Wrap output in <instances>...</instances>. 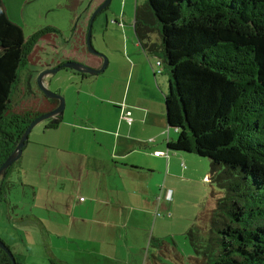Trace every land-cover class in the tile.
<instances>
[{
  "label": "crops",
  "instance_id": "0c3cea01",
  "mask_svg": "<svg viewBox=\"0 0 264 264\" xmlns=\"http://www.w3.org/2000/svg\"><path fill=\"white\" fill-rule=\"evenodd\" d=\"M145 59L121 77L122 68L110 71L113 85H122L120 94L96 77L94 85L76 91L68 115L31 130L16 161L18 181L14 175L9 181L22 194L3 197L18 264H144L146 242L163 245L171 236L176 245V235L185 238L193 227L207 233L221 193L214 192L203 159L168 147L176 139L166 122L168 75L155 58ZM74 60L102 64L85 52ZM76 72L83 80L91 75ZM40 105L39 114L57 101Z\"/></svg>",
  "mask_w": 264,
  "mask_h": 264
},
{
  "label": "trees",
  "instance_id": "16d2710c",
  "mask_svg": "<svg viewBox=\"0 0 264 264\" xmlns=\"http://www.w3.org/2000/svg\"><path fill=\"white\" fill-rule=\"evenodd\" d=\"M133 30L153 54L149 36L160 37L166 122L176 133L168 147L207 158L209 182L221 193L207 233L187 232L194 252L204 264H264V0H146ZM33 45L0 0V134L11 143L0 164L39 115L8 113ZM0 264H11L1 248Z\"/></svg>",
  "mask_w": 264,
  "mask_h": 264
},
{
  "label": "rangeland",
  "instance_id": "374dc122",
  "mask_svg": "<svg viewBox=\"0 0 264 264\" xmlns=\"http://www.w3.org/2000/svg\"><path fill=\"white\" fill-rule=\"evenodd\" d=\"M104 1L2 0L8 18L22 29L26 40L34 42L33 50L27 60L18 67L17 80L12 84L9 95L8 113H20L26 109L33 110L31 113L33 115L38 112L37 108L41 107L40 101L48 100L39 88L37 81L41 71L66 62L67 58H72L70 60L75 61L74 58L80 52L95 56L87 50L85 38L92 12ZM145 3L146 0H110L108 5L96 15L91 27V44L107 59V66L103 72L86 75L83 80L79 73L73 69L61 68L56 73L46 76L47 88L64 98L63 114L68 109L76 91L80 88L86 90L89 86L94 85L96 77H98V82L103 79L102 86L110 83V86L107 87L120 94L122 85L118 86V82L113 85L114 81L110 80L109 73L113 68H122L119 76L121 77L125 68L131 67L141 59L145 61L146 55L155 58L156 61L162 60V52L159 48L160 37L157 31L151 33L148 39L149 43L157 45L154 50L155 54L142 49V46L135 47L134 45L138 42L133 30L134 11L136 7ZM139 55L141 59L138 57ZM58 62L61 63L57 64ZM163 66L165 63L162 62L161 67H157L162 69ZM68 113L66 112L64 115H68ZM47 123H52V118L39 122L34 126V131ZM0 144L1 160L11 143L2 142L0 134ZM203 160L209 167V160L207 158H203ZM15 167L16 161L6 172L3 197L8 195L9 198H13L15 193L22 194L19 184L12 182L14 179L18 181ZM11 177L12 181L9 182ZM213 188L215 193L220 192L214 183ZM209 195H211L210 191ZM22 198L24 199L23 196ZM4 210L3 198L0 203V239L10 248L18 264L21 261V253L12 241L14 238H11L12 235H9L10 232L5 229ZM183 236L176 235L177 241L179 240L176 245L173 244L171 236L167 237L163 245H156L153 242L147 245L146 242L144 248L148 247L142 251L146 257L144 264H203L204 258L194 252L187 234H185V238Z\"/></svg>",
  "mask_w": 264,
  "mask_h": 264
},
{
  "label": "water",
  "instance_id": "95a60500",
  "mask_svg": "<svg viewBox=\"0 0 264 264\" xmlns=\"http://www.w3.org/2000/svg\"><path fill=\"white\" fill-rule=\"evenodd\" d=\"M109 1L110 0H105L101 5H99V7H96V9L92 12L91 17L89 19L88 29H87L86 38H85V44H86L87 50L91 54L101 57L102 64L100 65V67L94 68V67L84 65L80 62L68 60L62 64H59L58 66L54 68H48L40 72V74L38 75V80H37L39 88L41 89V91L43 92L46 98L55 99L57 101V105L52 110H49L44 113H40L39 115H37L35 118H33L29 122V124L24 129L23 133L21 134L19 141L17 145L15 146V148L11 151V153H9V155L0 164V191H1V178L5 176L7 169L22 156L24 146L34 126H36L39 122L45 119H48V118H52V123H58L60 117L63 114L64 106H65L64 98L60 94L49 90L46 86L44 78L48 74L56 73L61 68H71L75 71L86 73V74H91V75L98 74L105 70L107 66V59L101 53H99L93 48L91 44V27H92V23L96 15L98 14V12L104 9L108 5ZM0 248L8 255L9 259L11 260V264H16L14 254L12 253L10 248L1 239H0Z\"/></svg>",
  "mask_w": 264,
  "mask_h": 264
},
{
  "label": "built area",
  "instance_id": "2783aa9c",
  "mask_svg": "<svg viewBox=\"0 0 264 264\" xmlns=\"http://www.w3.org/2000/svg\"><path fill=\"white\" fill-rule=\"evenodd\" d=\"M156 63H157L158 66L161 65V61H160V60H157ZM159 71H160V69H159ZM125 119H126V121H127L128 123H130V122L132 121V118L130 117V112H129V111H127V112L125 113ZM157 154H160V153H157ZM161 154H162V153H161ZM166 197H167V199H170V197H171V191H170V190L167 191Z\"/></svg>",
  "mask_w": 264,
  "mask_h": 264
}]
</instances>
